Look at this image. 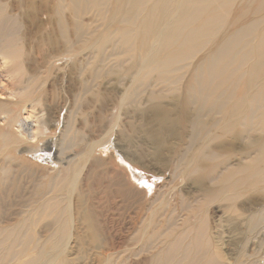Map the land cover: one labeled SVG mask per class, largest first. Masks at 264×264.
Masks as SVG:
<instances>
[{"label":"rangeland","instance_id":"obj_1","mask_svg":"<svg viewBox=\"0 0 264 264\" xmlns=\"http://www.w3.org/2000/svg\"><path fill=\"white\" fill-rule=\"evenodd\" d=\"M150 1L129 24V0H0V264H264L262 0Z\"/></svg>","mask_w":264,"mask_h":264},{"label":"bare ground","instance_id":"obj_2","mask_svg":"<svg viewBox=\"0 0 264 264\" xmlns=\"http://www.w3.org/2000/svg\"><path fill=\"white\" fill-rule=\"evenodd\" d=\"M203 1L204 0H201L200 2H197V4H195V9H200V12H201V10H202V8H200L201 7V5H202V3H203ZM216 1V3H221V2H223V1H225V3H227L229 0H212V2H215ZM60 2H61V4H60ZM60 2H59V7H61V6H63V0H60ZM146 2V1H145ZM144 2V0H129V2H128V6H129V8H127L126 10H125V8H123L124 9V16H125V21L127 22V23H132L131 22V19H132V17H133V15H134V11H136L137 9H139L140 7H143V3H145ZM152 2V5L154 4V5H159V3L160 4H165V7H166V9H165V11L167 12V10L168 11H170V9H171V6H172V3H173V0H151L150 1V3ZM192 2V1H191ZM182 3V2H181ZM190 3V2H189ZM225 3H223L222 4V6L225 4ZM187 2H184V4L183 5H181V14H180V17L178 18V22H183V21H185L186 20V18L188 17V16H191L192 14H193V12H194V8H193V5L192 6H187ZM152 5L150 4L149 5V7H148V11H146L148 14H146V15H148V16H145L143 19L144 20H147L148 18L150 19V15H152L151 13V10H153V9H151V7H152ZM162 5H161V7H162ZM176 5V4H175ZM258 5L260 6V7H262L263 5H264V2H263V0L261 1V2H258ZM178 6H179V4H178ZM177 6V7H178ZM225 6V5H224ZM190 7V8H189ZM203 8H204V6H202ZM174 8V7H173ZM205 8H207V6L205 5ZM149 9H151L150 10V12H149ZM4 8H2V5L0 6V18H1V15L4 13ZM175 10V9H174ZM58 11V10H57ZM197 11V10H196ZM122 12V11H121ZM166 12H164V13H166ZM198 14H199V12H198ZM162 15H163V13H162ZM186 17V18H185ZM148 19V20H149ZM153 19V18H152ZM161 19H163V18H161ZM191 19V18H190ZM146 21V22H149V21ZM180 20V21H179ZM204 20V19H203ZM212 20V18H209L208 20H204V21H201V23H200V27H203V26H207V23L208 22H210ZM152 21V20H151ZM163 21V20H162ZM161 21V22H162ZM140 22V21H139ZM141 23V22H140ZM160 23V22H159ZM163 23V22H162ZM165 23V22H164ZM143 24H145V23H143ZM257 24H259V23H257ZM148 25V23H146L145 24V29H148V27H150L149 25ZM153 26V25H152ZM156 26V25H155ZM255 26H257L255 23H254V25L252 26V27H238V28H236V29H234L233 30V33L227 38V39H225V40H223L222 42H220L221 44L219 45V47H218V49L217 50H215L213 53H212V55L210 56V58L207 60V64H206V67H210L208 70H206V72L204 71V69H202L201 71H200V74L202 73V74H204V75H201L200 77H197L196 78V80H195V85L196 86H198V88H195L193 91H195V92H199L200 91V93H210V89H211V86H210V84H211V79H210V77L211 76H215V74H217L216 72L218 71V73H219V71L221 72V74L222 73H224V74H228V73H230V71L232 72L233 70L231 69V66H230V71H228V73H226V70H227V68H228V66L232 63L233 64V62L235 61V58L236 57H234V54L233 55H230V54H232V52L233 51H236L237 53H238V47L239 46H241L242 48L244 47L243 45H247L248 44V41H247V36L250 34V33H252V30L254 31V30H256L257 28L255 27ZM177 27H178V25H177ZM155 28V27H154ZM173 28V27H172ZM253 28H256V29H253ZM158 29V28H157ZM180 31V30H179ZM4 32H6V31H4V27H3V24H2V22L0 21V35L2 34L3 35V33ZM157 32V31H156ZM7 33V32H6ZM5 33V34H6ZM9 34V33H8ZM128 32L123 28V35L124 36H128ZM147 34V33H146ZM151 34H153L154 35V33H152L151 32ZM260 36H259V39H260V41L257 43V49L259 50H257L258 51V55L256 54V58H258V60H264V29L263 30H261L260 31ZM179 35V34H178ZM0 38H1V36H0ZM3 39V38H2ZM240 44H243V45H240ZM255 46V45H254ZM251 47V46H250ZM252 48V47H251ZM240 49V48H239ZM256 50V49H255ZM240 51V50H239ZM236 53V54H237ZM18 53H16L15 51H11L10 49H8V48H6V45L5 44H0V72H1V69H3L2 70V72L3 71H6V70H11V69H13L14 67H15V65H16V67H18L19 66V63H18V61H17V64H9V62L7 61V58H13V57H15L16 55H17ZM240 55V54H239ZM238 55V56H239ZM170 59V57H167L166 59H165V61H164V64L168 61ZM241 59V58H240ZM169 62H170V60H169ZM236 62V61H235ZM246 62V61H245ZM245 62H243V60H240V65H242V64H245ZM238 63V64H239ZM262 63H263V61H262ZM237 65V64H236ZM264 65V64H263ZM262 65V66H263ZM234 67V66H233ZM18 68H20V67H18ZM205 69H207V68H205ZM229 69V68H228ZM236 70V69H235ZM224 71V72H223ZM261 71H262V69H261ZM233 72H235V71H233ZM255 73H256V71H255ZM262 73H263V75H264V71H262ZM234 74V73H233ZM258 75V74H257ZM256 75V76H257ZM216 76H219V75H216ZM221 76V75H220ZM230 76H231V73H230ZM230 76L229 75H227L226 76V78L228 79V78H230ZM263 78V77H262ZM0 81H1V79H0ZM252 81V80H251ZM253 82V81H252ZM257 83H259V82H257ZM244 84L246 85V89H244L243 90V92L241 93L242 94V96L244 97V100L246 101V102H248L249 101V103H251V104H253V105H255V106H257L258 105V103H262V95L263 94H261V92L263 91L264 92V81L263 82H261V84L259 83V85L260 86H258L259 88H258V91H261V92H258L257 90H256V88H255V90L257 91V92H254V90L252 91V92H249V91H251L250 89L253 87V83H251L250 81L249 82H247V81H245L244 82ZM252 89H254V88H252ZM262 92V93H263ZM248 98H247V97ZM258 107H260V105L258 106ZM130 167H131V169H132V174H133V176H136L137 178L140 176V175H142V173L138 170V169H136L135 167H133L132 165H130ZM1 177V176H0ZM147 178V179H146ZM144 177L143 175H142V179H141V182H142V184H147V183H149V182H152L153 180H151L150 178H148V176L147 177ZM2 177L0 178V184L2 185L4 182H5V179L3 178L2 180ZM153 183V182H152ZM156 183V182H155Z\"/></svg>","mask_w":264,"mask_h":264}]
</instances>
